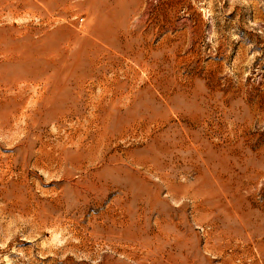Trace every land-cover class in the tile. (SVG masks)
Returning <instances> with one entry per match:
<instances>
[{
	"label": "rangeland",
	"instance_id": "obj_1",
	"mask_svg": "<svg viewBox=\"0 0 264 264\" xmlns=\"http://www.w3.org/2000/svg\"><path fill=\"white\" fill-rule=\"evenodd\" d=\"M0 264H264V0H0Z\"/></svg>",
	"mask_w": 264,
	"mask_h": 264
},
{
	"label": "bare ground",
	"instance_id": "obj_2",
	"mask_svg": "<svg viewBox=\"0 0 264 264\" xmlns=\"http://www.w3.org/2000/svg\"><path fill=\"white\" fill-rule=\"evenodd\" d=\"M194 121V120H193ZM98 136V135H97ZM171 144V143H170ZM97 145V144H96ZM98 146V145H97ZM78 148V147H77ZM93 158V157H92ZM91 160H93V159H91ZM105 161V160H104ZM106 163V162H105ZM108 164H110L109 162H107ZM107 166V165H106ZM126 215V214H125Z\"/></svg>",
	"mask_w": 264,
	"mask_h": 264
}]
</instances>
